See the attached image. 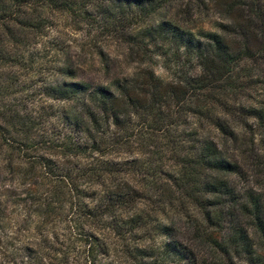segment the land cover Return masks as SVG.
Returning <instances> with one entry per match:
<instances>
[{
  "label": "trees",
  "instance_id": "16d2710c",
  "mask_svg": "<svg viewBox=\"0 0 264 264\" xmlns=\"http://www.w3.org/2000/svg\"><path fill=\"white\" fill-rule=\"evenodd\" d=\"M70 18L120 39L128 66L95 45L101 79L67 80L56 44L36 95L59 104H13L17 70L47 65L36 39ZM3 147L82 200H36L40 231L66 207L63 233L0 235V264H264V0H0Z\"/></svg>",
  "mask_w": 264,
  "mask_h": 264
},
{
  "label": "rangeland",
  "instance_id": "374dc122",
  "mask_svg": "<svg viewBox=\"0 0 264 264\" xmlns=\"http://www.w3.org/2000/svg\"><path fill=\"white\" fill-rule=\"evenodd\" d=\"M179 6L181 5L169 6L164 12L168 15H174ZM204 10V12L209 11ZM214 20L215 17L210 15L208 17L196 16L192 24L202 26L207 30H214L212 25ZM98 25V23L96 25L75 23L71 18L57 21V26L50 31L46 30L43 36L36 39L38 41L36 42L38 57H42L43 62L47 63V65H44L45 68L50 67V64L53 63L52 48L56 44L67 48L70 64L75 68L77 74L75 78L67 77V80L93 78L99 81L101 79L102 75L99 67L93 65L92 61L93 55L91 53L95 45L102 46L109 53L112 62L116 65L115 71H120L128 66L125 61L124 53L126 49L123 48L124 44L116 36L109 34L106 29L97 27ZM151 65L157 74L167 75L158 61H153ZM44 66H38L34 70H17L22 91L15 95L13 104L21 107L27 106L28 109L43 103H46V105L52 104L54 107L59 104L36 95L40 84L55 76L52 70L47 68L45 70ZM54 123V125H57L55 121ZM44 127V130H47L48 133L51 132L50 125L46 124ZM45 150L42 146L37 153H43ZM30 152L28 153L29 156L20 157L17 153H8L4 147L0 148V235L14 238V250L21 244L22 240L26 241L27 236L32 238L40 236L39 232L46 234L51 226H55L56 232L59 234L63 233V219L67 215L66 207L61 213L49 217V219H52L50 226L44 227L40 224L42 226L40 231L35 225L38 221L36 200H82L65 187L57 189V194H54L50 186V175H46L40 167L35 165V153ZM59 160L63 162L60 157ZM239 181L240 185L245 184L243 178ZM83 200L89 199L85 198ZM56 204L61 205L60 202ZM179 224L183 225L180 222ZM206 255L209 256L207 253ZM20 258L21 256L18 255L17 259Z\"/></svg>",
  "mask_w": 264,
  "mask_h": 264
}]
</instances>
